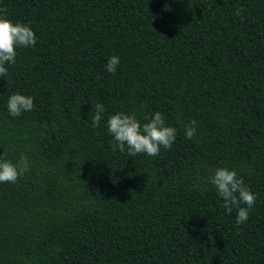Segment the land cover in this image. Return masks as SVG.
I'll return each instance as SVG.
<instances>
[{"label":"trees","instance_id":"1","mask_svg":"<svg viewBox=\"0 0 264 264\" xmlns=\"http://www.w3.org/2000/svg\"><path fill=\"white\" fill-rule=\"evenodd\" d=\"M0 9L37 37L0 77V156L26 154L31 168L0 183V264H264V0H0ZM16 93L35 106L12 117ZM97 103L105 111L93 128ZM156 111L177 129L171 149H113L111 115L143 125ZM220 167L256 194L243 224L208 182Z\"/></svg>","mask_w":264,"mask_h":264},{"label":"clouds","instance_id":"2","mask_svg":"<svg viewBox=\"0 0 264 264\" xmlns=\"http://www.w3.org/2000/svg\"><path fill=\"white\" fill-rule=\"evenodd\" d=\"M243 9H237L236 15L243 16ZM7 9H0V77L9 75L6 64H15L18 47L35 46L37 37L33 29L24 23L8 19ZM120 64L119 56H112L107 61V71L115 74ZM34 98L23 94H13L7 102L8 112L12 117H18L24 112L33 110ZM105 111L102 103L96 104V112L92 118L93 128L99 127ZM148 122L141 125L135 114L129 115L123 112L111 115L107 120V130L113 137L112 147L123 152L127 145L128 154L137 156L141 153L148 156L160 154L161 147L171 149L176 140L177 129L165 125L164 115L156 111ZM196 121L192 120L185 126V135L188 139L196 134ZM31 170L26 154H21L16 163L5 160L0 156V183L15 184ZM208 182L215 186L216 192L224 201L223 207L226 214H231L233 208L237 209L236 224L240 225L248 221L249 210L256 203V194L245 184L235 170L220 167L213 171ZM241 205H246L242 207Z\"/></svg>","mask_w":264,"mask_h":264}]
</instances>
